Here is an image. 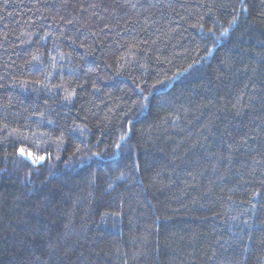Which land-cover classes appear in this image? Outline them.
Listing matches in <instances>:
<instances>
[{
    "label": "trees",
    "instance_id": "obj_1",
    "mask_svg": "<svg viewBox=\"0 0 264 264\" xmlns=\"http://www.w3.org/2000/svg\"><path fill=\"white\" fill-rule=\"evenodd\" d=\"M0 264H264V0H0Z\"/></svg>",
    "mask_w": 264,
    "mask_h": 264
},
{
    "label": "snow or ice",
    "instance_id": "obj_2",
    "mask_svg": "<svg viewBox=\"0 0 264 264\" xmlns=\"http://www.w3.org/2000/svg\"><path fill=\"white\" fill-rule=\"evenodd\" d=\"M121 139H123V137ZM117 147H119V145H117ZM17 151H18L19 155L26 156V158L31 159V162L33 164H38V163L44 161L46 158H49V157H46L44 155H36L33 152H31L30 150L26 151L23 147L19 148Z\"/></svg>",
    "mask_w": 264,
    "mask_h": 264
}]
</instances>
